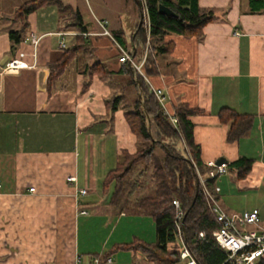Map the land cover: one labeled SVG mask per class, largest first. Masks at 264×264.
<instances>
[{
  "label": "crops",
  "instance_id": "crops-1",
  "mask_svg": "<svg viewBox=\"0 0 264 264\" xmlns=\"http://www.w3.org/2000/svg\"><path fill=\"white\" fill-rule=\"evenodd\" d=\"M5 1L0 0V264H67L78 256L79 264H94L96 254L118 244L155 242L154 219L118 211L101 186L123 152L137 149L124 108L142 94L130 82L133 74L123 70L118 44L135 53L134 33L143 22L149 40L145 0L142 6L135 0H62L69 8L44 6L19 18L16 11L27 0H10L8 6ZM199 4L215 14L203 36L167 34L171 48L154 56L155 66L144 77L152 91V86L162 89L171 115L181 104L196 110L189 118L201 158L206 165L221 158L229 162L227 188L259 189L264 186V10L252 12L250 0ZM75 11L87 27L84 33L73 25ZM23 26L25 38L14 47L9 33ZM31 32L42 36L37 49L25 40ZM59 32L67 33V47L75 42L84 47L48 88L50 64L64 52ZM20 52L29 66L5 70ZM96 62L106 74L91 70ZM117 95L122 100L112 111L108 100ZM224 107L254 116L250 132L239 140L227 139L228 124L219 116ZM241 156L255 159L244 178L230 165ZM222 192L221 187L218 199L228 210ZM110 257L112 262L101 264H155L141 250L118 249Z\"/></svg>",
  "mask_w": 264,
  "mask_h": 264
},
{
  "label": "trees",
  "instance_id": "trees-1",
  "mask_svg": "<svg viewBox=\"0 0 264 264\" xmlns=\"http://www.w3.org/2000/svg\"><path fill=\"white\" fill-rule=\"evenodd\" d=\"M139 5L138 0H135ZM142 2V0H140ZM170 7L176 16L163 14L159 5ZM57 5L69 8L62 0H27L16 11V17L28 16L44 6ZM149 22L150 38L146 24L138 23L135 30L136 52L130 51L134 59L141 62L147 51L142 71L147 74L155 66L154 56L167 53L170 42L164 41L169 33L187 37L203 36V28L215 18L213 10L203 8L199 0H145ZM252 12L264 10V0H250ZM73 25L84 33L87 29L79 11L74 12ZM25 26L10 31L9 35L17 46L25 38ZM80 37V34L77 35ZM84 47L78 42L65 47L60 59L50 64L52 69L48 88L63 73L66 65ZM17 51V49L15 50ZM92 71L106 74L103 64L96 62ZM124 72L133 74L131 83L138 84L141 99L125 109L126 119L137 137L134 153L124 151L120 161L102 181V191L109 204L120 212L147 214L156 225L157 239L146 242L135 239L118 244L104 254H96L106 259L118 249L141 250L155 264H187L193 257L198 264H233L227 260V253L218 245L213 231L218 223L211 212L198 172L208 174L210 167L201 158V148L194 139V123L189 118L196 110L185 104L175 109L177 123H173L163 105L151 90L146 78L132 64H123ZM122 96L109 98L111 110L120 106ZM222 122L228 124L227 139L236 141L248 134L254 124V116L240 114L231 108L219 112ZM255 159L245 156L230 163L240 178L251 171ZM215 178H207V185L214 189ZM174 200H178V208ZM179 210L182 218L178 217ZM185 225L183 227L182 221ZM181 222V236L191 256L182 257L183 243L180 241L178 223ZM204 231V237H199ZM264 264V261L258 263Z\"/></svg>",
  "mask_w": 264,
  "mask_h": 264
},
{
  "label": "built area",
  "instance_id": "built-area-1",
  "mask_svg": "<svg viewBox=\"0 0 264 264\" xmlns=\"http://www.w3.org/2000/svg\"><path fill=\"white\" fill-rule=\"evenodd\" d=\"M104 33L110 34L108 30ZM60 37V47L65 48L67 46L65 36L66 32L57 33ZM42 36L35 32H31L26 41L30 43L37 49V46L41 40ZM120 48V62L130 63L136 67L143 76L142 66L145 62V57L141 62H137L132 54L122 45L118 44ZM25 53L20 52L18 56L11 57L5 65V70H16L28 67V63L23 59ZM153 87V92L157 96L160 103L163 105L165 112L169 115L171 121L175 124L177 123V117L170 114L166 107V97L163 94L162 89ZM208 165V164H207ZM210 170L208 174H201L198 172L199 181L202 184L204 194L207 198L211 212L213 213L218 227L213 231V236L217 241L218 245L227 253V260L231 261L233 264H258L264 261V225L261 221V214L258 208L252 210L242 211V212H232L226 210L218 199V194L221 192V187L217 180L222 175L229 172V162L224 161L222 163L213 162L208 165ZM207 178H215L216 184L214 189H211L207 185ZM69 181H75L76 177L69 176ZM1 186V182H0ZM33 190V188H32ZM87 189H80L78 193L86 194ZM175 205L180 208V203L178 200H174ZM82 213H87V210H82ZM178 217L182 218V212L179 210ZM178 230L180 235V241L183 243L184 251L182 252V257L186 258L191 256L190 251L185 245V242L181 236V222L178 223ZM205 232L202 231L199 237H204ZM82 261L81 256H78L74 262L67 264H79ZM112 262V258L108 256L106 259H102L99 256H94L93 263L101 264L102 262ZM187 264H198V262L191 257Z\"/></svg>",
  "mask_w": 264,
  "mask_h": 264
},
{
  "label": "rangeland",
  "instance_id": "rangeland-1",
  "mask_svg": "<svg viewBox=\"0 0 264 264\" xmlns=\"http://www.w3.org/2000/svg\"><path fill=\"white\" fill-rule=\"evenodd\" d=\"M10 0H6L4 6L9 3ZM225 175H222L218 178L217 182L220 187L223 188L222 195H224L223 199L228 201L229 207L227 209L229 211H247L252 210L254 208L260 209L264 214V186L259 187V189H247L244 188L242 191L234 190L227 188ZM224 180V182H223ZM247 189V190H246Z\"/></svg>",
  "mask_w": 264,
  "mask_h": 264
},
{
  "label": "water",
  "instance_id": "water-1",
  "mask_svg": "<svg viewBox=\"0 0 264 264\" xmlns=\"http://www.w3.org/2000/svg\"><path fill=\"white\" fill-rule=\"evenodd\" d=\"M138 3L140 6H142V2L140 0H138ZM159 10L161 13L169 15V16H176V12H174L170 7L166 6L165 4H160L159 5ZM143 18H144V12H142V19H141V23L143 22ZM226 161L224 158H221L217 161V163H222ZM183 227L185 225L184 220L182 221Z\"/></svg>",
  "mask_w": 264,
  "mask_h": 264
}]
</instances>
